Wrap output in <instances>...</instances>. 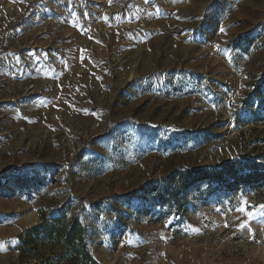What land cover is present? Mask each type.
<instances>
[{
  "label": "rangeland",
  "instance_id": "1",
  "mask_svg": "<svg viewBox=\"0 0 264 264\" xmlns=\"http://www.w3.org/2000/svg\"><path fill=\"white\" fill-rule=\"evenodd\" d=\"M231 160L264 162V0H0V264L64 205L101 264H264V183L145 189Z\"/></svg>",
  "mask_w": 264,
  "mask_h": 264
},
{
  "label": "trees",
  "instance_id": "2",
  "mask_svg": "<svg viewBox=\"0 0 264 264\" xmlns=\"http://www.w3.org/2000/svg\"><path fill=\"white\" fill-rule=\"evenodd\" d=\"M245 159L246 155L239 156ZM231 160L214 167H180L161 180L149 182L146 192L169 215H180L186 201L184 194L203 183L211 193L224 187L231 190L235 184L251 187L264 183V162ZM161 213V212H160ZM39 224L18 236L16 251L20 263L33 264H101L92 254L88 225L80 214L70 212L67 205L58 213H40Z\"/></svg>",
  "mask_w": 264,
  "mask_h": 264
},
{
  "label": "snow or ice",
  "instance_id": "3",
  "mask_svg": "<svg viewBox=\"0 0 264 264\" xmlns=\"http://www.w3.org/2000/svg\"><path fill=\"white\" fill-rule=\"evenodd\" d=\"M221 32H223V29H220ZM249 215H252V213H249Z\"/></svg>",
  "mask_w": 264,
  "mask_h": 264
}]
</instances>
